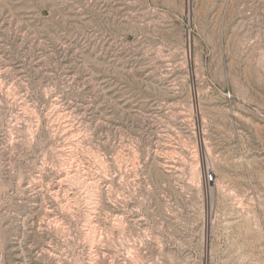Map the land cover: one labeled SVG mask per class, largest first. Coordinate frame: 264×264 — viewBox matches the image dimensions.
I'll use <instances>...</instances> for the list:
<instances>
[{"label":"rangeland","instance_id":"1","mask_svg":"<svg viewBox=\"0 0 264 264\" xmlns=\"http://www.w3.org/2000/svg\"><path fill=\"white\" fill-rule=\"evenodd\" d=\"M0 264H264V0H0Z\"/></svg>","mask_w":264,"mask_h":264},{"label":"built area","instance_id":"2","mask_svg":"<svg viewBox=\"0 0 264 264\" xmlns=\"http://www.w3.org/2000/svg\"><path fill=\"white\" fill-rule=\"evenodd\" d=\"M205 181L207 184H211L214 181V175L210 172L206 173Z\"/></svg>","mask_w":264,"mask_h":264}]
</instances>
